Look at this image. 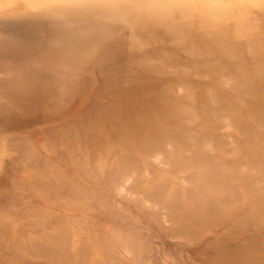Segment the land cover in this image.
I'll use <instances>...</instances> for the list:
<instances>
[{
  "label": "rangeland",
  "instance_id": "374dc122",
  "mask_svg": "<svg viewBox=\"0 0 264 264\" xmlns=\"http://www.w3.org/2000/svg\"><path fill=\"white\" fill-rule=\"evenodd\" d=\"M0 264H264V0H0Z\"/></svg>",
  "mask_w": 264,
  "mask_h": 264
}]
</instances>
